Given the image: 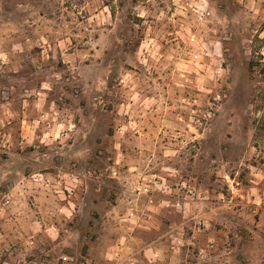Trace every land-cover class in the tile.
I'll return each mask as SVG.
<instances>
[{"label": "rangeland", "instance_id": "obj_1", "mask_svg": "<svg viewBox=\"0 0 264 264\" xmlns=\"http://www.w3.org/2000/svg\"><path fill=\"white\" fill-rule=\"evenodd\" d=\"M0 264H264V0H0Z\"/></svg>", "mask_w": 264, "mask_h": 264}, {"label": "built area", "instance_id": "obj_2", "mask_svg": "<svg viewBox=\"0 0 264 264\" xmlns=\"http://www.w3.org/2000/svg\"><path fill=\"white\" fill-rule=\"evenodd\" d=\"M147 193H148V189L147 188H142L141 194L145 195Z\"/></svg>", "mask_w": 264, "mask_h": 264}]
</instances>
